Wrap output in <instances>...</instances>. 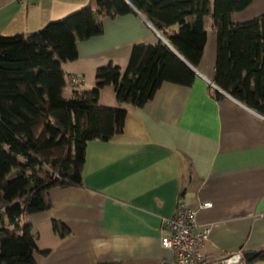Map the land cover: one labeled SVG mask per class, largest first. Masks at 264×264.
<instances>
[{
	"label": "crops",
	"instance_id": "crops-1",
	"mask_svg": "<svg viewBox=\"0 0 264 264\" xmlns=\"http://www.w3.org/2000/svg\"><path fill=\"white\" fill-rule=\"evenodd\" d=\"M84 3L0 0V35L36 30ZM262 13L264 0H250L233 18ZM100 21L101 33L75 41V57L61 65L65 97L89 90L101 65L122 72L132 45L164 40L138 12ZM204 25L191 84L161 82L142 106L122 104V131L86 142L81 186L51 187L50 206L25 216L36 235L35 264H174L159 240L178 197L195 211L194 227L209 228L201 254L217 258L264 244V119L213 84L215 31L207 16ZM213 89L223 97L214 98ZM97 99L118 105L109 84ZM203 201L211 206L199 207Z\"/></svg>",
	"mask_w": 264,
	"mask_h": 264
},
{
	"label": "trees",
	"instance_id": "trees-1",
	"mask_svg": "<svg viewBox=\"0 0 264 264\" xmlns=\"http://www.w3.org/2000/svg\"><path fill=\"white\" fill-rule=\"evenodd\" d=\"M249 2L85 0L36 30L0 35V264H35L36 235L25 216L50 206L51 187L81 186L85 144L122 131V104L142 106L161 82L191 84L206 16L216 40L213 84L264 117V13L233 18ZM129 12L141 14L164 40L132 45L122 72L110 62L101 65L89 90L65 97L61 65L75 57L73 43L100 34L103 16ZM107 84L118 105L98 102ZM212 95L223 97L215 89ZM244 264H264V244Z\"/></svg>",
	"mask_w": 264,
	"mask_h": 264
},
{
	"label": "built area",
	"instance_id": "built-area-1",
	"mask_svg": "<svg viewBox=\"0 0 264 264\" xmlns=\"http://www.w3.org/2000/svg\"><path fill=\"white\" fill-rule=\"evenodd\" d=\"M71 81L72 83L75 82V80ZM233 100L236 101L235 99ZM261 118L264 119L263 116ZM210 206L211 203L209 201H203L199 205L201 208H208ZM194 213L195 211L185 200L182 197H178L174 213L170 217H164L161 220L164 234L160 237L159 242L161 247L172 251L173 263L244 264L240 250H235L217 258H210L199 252V246L206 239L209 228L208 226L201 228L194 227Z\"/></svg>",
	"mask_w": 264,
	"mask_h": 264
},
{
	"label": "water",
	"instance_id": "water-1",
	"mask_svg": "<svg viewBox=\"0 0 264 264\" xmlns=\"http://www.w3.org/2000/svg\"><path fill=\"white\" fill-rule=\"evenodd\" d=\"M253 256H254V250H252V251H246V252H243L242 253V258L244 260H248V259L252 258Z\"/></svg>",
	"mask_w": 264,
	"mask_h": 264
},
{
	"label": "rangeland",
	"instance_id": "rangeland-1",
	"mask_svg": "<svg viewBox=\"0 0 264 264\" xmlns=\"http://www.w3.org/2000/svg\"><path fill=\"white\" fill-rule=\"evenodd\" d=\"M22 217H23V216H21V220H22Z\"/></svg>",
	"mask_w": 264,
	"mask_h": 264
}]
</instances>
